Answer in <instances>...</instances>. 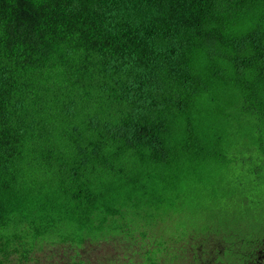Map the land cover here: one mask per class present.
<instances>
[{"label":"trees","instance_id":"1","mask_svg":"<svg viewBox=\"0 0 264 264\" xmlns=\"http://www.w3.org/2000/svg\"><path fill=\"white\" fill-rule=\"evenodd\" d=\"M263 187L264 0H0L3 259L27 229L139 233L155 264L172 249L150 222L196 207L223 227L174 244L212 233L247 264Z\"/></svg>","mask_w":264,"mask_h":264},{"label":"rangeland","instance_id":"2","mask_svg":"<svg viewBox=\"0 0 264 264\" xmlns=\"http://www.w3.org/2000/svg\"><path fill=\"white\" fill-rule=\"evenodd\" d=\"M234 172L237 176L240 170L237 169ZM245 187L248 188V184H245ZM252 189H254L253 184ZM259 191L252 195L261 197V203L257 206L262 216L264 215V187L262 190L259 188ZM213 194L221 195L214 189L205 193V198L210 199ZM215 213V210L207 211L206 208L195 207L183 209L178 214L169 212L166 215H156L150 225L155 227L158 242L166 243L167 238V247L172 250L170 252L165 250L158 258H155V264H222L223 243L218 235L206 233V236L198 235L196 236L198 238L194 239H192L194 236L189 237L190 239L183 238L177 241V244L173 242L179 235L185 237L196 229L205 230L211 224L216 227L222 226L224 223L221 217L219 218ZM161 215L164 216L158 219ZM139 221H141L140 218L135 219L136 223ZM244 226L242 222L235 221L231 227L244 228ZM24 231L18 233L21 241L15 244L18 246L17 252L11 254L8 261L0 256V264H152L147 257L155 246L151 241L143 240L139 233H135V239L132 240L115 236L97 241L87 239L80 244L81 242L62 240L63 233L35 240L33 230L24 229ZM157 244L154 243V245ZM254 256L247 264H264V247Z\"/></svg>","mask_w":264,"mask_h":264}]
</instances>
